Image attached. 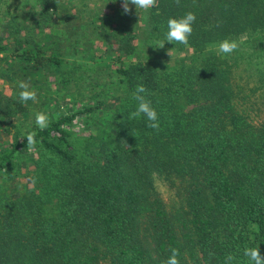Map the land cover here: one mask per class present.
I'll list each match as a JSON object with an SVG mask.
<instances>
[{
	"label": "trees",
	"instance_id": "16d2710c",
	"mask_svg": "<svg viewBox=\"0 0 264 264\" xmlns=\"http://www.w3.org/2000/svg\"><path fill=\"white\" fill-rule=\"evenodd\" d=\"M9 2L0 0V264H163L171 248L180 264H225L229 254L249 264L246 247L264 255V97L258 118L239 107L241 45L228 57L207 50L259 31L264 40V0H158L139 14L135 5L122 14L121 0H19L17 11ZM189 11L188 46L164 47L194 60L161 69L141 58L142 40L164 39L168 19ZM106 65V97L63 110L44 95L19 100L18 81L73 95L95 88ZM139 84L158 131L129 119Z\"/></svg>",
	"mask_w": 264,
	"mask_h": 264
},
{
	"label": "rangeland",
	"instance_id": "374dc122",
	"mask_svg": "<svg viewBox=\"0 0 264 264\" xmlns=\"http://www.w3.org/2000/svg\"><path fill=\"white\" fill-rule=\"evenodd\" d=\"M15 3L20 2L19 0H10L9 5H11L13 8L15 7L14 10L17 11L18 8L17 6H14ZM259 33L260 31L255 32L253 33V36L249 37V40H244V43L241 44L239 49L240 55L233 64L234 78L239 89V107L244 110H248L250 112V116H253L254 118H258L259 116L257 112L258 110L255 109V106L259 105V102L264 97V80H261L263 74L258 70L260 69V65L258 66L256 63L259 60L264 61V59H261L262 52L264 51V40L258 38ZM96 39L99 40V37H96ZM96 39H93L92 44H98L99 46L100 41H97ZM153 43L154 42H151L149 39L144 41L142 40L139 44V55L141 58L153 62L161 69L180 65L182 62L189 59L194 60V51L184 52L172 49L171 57L168 54L169 49H166L165 47L156 48L151 45ZM111 71V66H100L97 72L100 75V81L98 84H96V87L92 88L91 90H85V88H82L81 91H76L73 95L70 94V92H66L61 89L57 90L55 84L53 82L50 84L49 82V89L47 91H45L44 88H41L40 92H36L37 101H39V96L44 95V97H48L52 102H56V106H58L60 110H63L72 106L76 108L80 103L87 100H96V98L106 97L109 95V91H111L114 87L110 82L111 79L114 78V75L111 73ZM48 79H50L49 76ZM1 81L4 89L7 86V81L3 79ZM261 91H263V95H260ZM119 92V90L116 91V93ZM106 115H108V113ZM23 119L19 121L20 125L24 122H27L28 126H30L31 123H33L31 117H28L26 120ZM158 188L165 197L168 196L167 187L162 181L158 182Z\"/></svg>",
	"mask_w": 264,
	"mask_h": 264
},
{
	"label": "clouds",
	"instance_id": "9594fccd",
	"mask_svg": "<svg viewBox=\"0 0 264 264\" xmlns=\"http://www.w3.org/2000/svg\"><path fill=\"white\" fill-rule=\"evenodd\" d=\"M116 2V0H112ZM56 3L60 5V0H56ZM175 3L179 5L180 0H175ZM131 5H135L136 11L139 14L140 11L147 12L158 6V0H122V14H131ZM34 7V5H32ZM196 20V14L194 12H187L182 17H172L167 21V31L164 39L158 40L151 44L156 48H164L165 42L174 43L175 45L189 44V37L193 32V24ZM244 43V39H224L215 45H209L208 51H215L216 55L228 57L235 51H237L240 45ZM173 49V48H172ZM172 49L168 50V54L172 57ZM17 86L21 89L19 92V100L26 104L28 101H37V93L35 90H31L28 83L25 81H18ZM148 90L144 85L139 84L136 86V90L133 93V99L136 101V109L129 114V119L145 117L149 121L148 127L159 130L160 123L157 110L152 106L151 100L147 98ZM49 115L46 112H37L35 115V124L40 130H44L49 126ZM27 140V151L32 152L37 144L36 133L34 131L27 132L26 136L22 137ZM35 183V180H32ZM244 256L249 260V264H264V255L261 254L260 247H246L244 249ZM180 251L178 248H171L169 257L163 262V264H180L179 260ZM235 260V256L229 254L226 257L225 264H232Z\"/></svg>",
	"mask_w": 264,
	"mask_h": 264
}]
</instances>
